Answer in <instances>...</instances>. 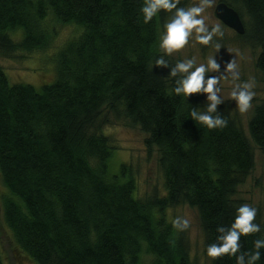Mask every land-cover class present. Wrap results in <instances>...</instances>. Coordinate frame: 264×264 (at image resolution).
Masks as SVG:
<instances>
[{
  "label": "trees",
  "instance_id": "16d2710c",
  "mask_svg": "<svg viewBox=\"0 0 264 264\" xmlns=\"http://www.w3.org/2000/svg\"><path fill=\"white\" fill-rule=\"evenodd\" d=\"M234 2L249 18L236 36L259 47L255 68L264 78V0ZM142 3L0 0L2 57L48 49L56 26L78 29L50 56V83H10L0 66L2 220L16 249L36 264H198L186 230L173 226L167 210L186 205L196 211L206 255L217 226L232 222L239 205L232 196L254 168V147L264 150V99L253 106L248 136L228 103L217 105L227 121L223 128L188 117L205 102L198 93L186 100L172 95L175 78L154 65L170 14L162 10L144 23ZM164 58L169 67L176 62ZM111 118L130 120L146 134V148L158 149L161 194L138 198L129 168L111 171L116 148L101 131ZM254 223L261 232L241 237L242 249L264 238L263 211ZM208 258L235 264L227 255ZM257 264H264V254Z\"/></svg>",
  "mask_w": 264,
  "mask_h": 264
},
{
  "label": "rangeland",
  "instance_id": "374dc122",
  "mask_svg": "<svg viewBox=\"0 0 264 264\" xmlns=\"http://www.w3.org/2000/svg\"><path fill=\"white\" fill-rule=\"evenodd\" d=\"M199 0H188L185 8L191 7L198 3ZM218 2H227L232 7L239 10L242 14V21L247 29L249 27V18L242 9L240 4H236L234 0H214L213 6L207 8L203 15L206 18V24L211 27L219 23L221 25L223 36H215L209 45H201L195 41L193 34L189 38L188 44L182 49L175 51L169 57L175 61L185 58L196 57L198 62H206L210 55L220 63L221 72L226 62L234 59L238 65L240 79L232 81L231 76L225 79L224 75L217 72L208 73L206 75H220V94L225 98L224 102L228 103L231 113L236 115L240 124L248 136L247 122L252 114L253 106L264 99V78L262 74L255 68V59L259 53V47L246 44L238 37L232 29L222 24L213 15V10ZM78 33V29L74 26H56L55 38L46 50L41 51H22L18 50L12 56H0V66L4 70L10 83L23 82L39 87L45 81L50 83L53 79L52 66L50 64V56L54 51L62 45V43ZM14 40L19 41L20 35H14ZM219 44L220 49L217 51L215 45ZM52 79V80H51ZM254 80L255 87L253 91L255 95L252 99V107L246 113H239L235 106V101L229 98L233 83H240ZM51 80V81H50ZM201 100L205 102L204 93H198ZM105 114V110L102 115ZM111 123L102 127L101 131L109 136L115 146V151L109 161L111 171L119 169L120 164H125L130 170V174L135 181V195L141 199H147L149 196L161 194L162 192V176L159 169L158 159L159 152L156 147L148 150L144 144L146 134L142 132L138 126L132 124L128 119H113ZM6 192L0 180V198ZM232 200L237 204L247 203L256 207L257 212H264V150L254 147V168L241 183L232 196ZM168 219L172 220L177 216L186 217L190 220L189 228L186 229L190 255L195 257L198 264H210L209 258L203 253V236L200 229L199 219L194 209L181 205L176 208L168 209L166 212ZM0 236L1 248L4 264H36L26 255L16 249L12 242L11 235L2 220L0 207Z\"/></svg>",
  "mask_w": 264,
  "mask_h": 264
},
{
  "label": "clouds",
  "instance_id": "9594fccd",
  "mask_svg": "<svg viewBox=\"0 0 264 264\" xmlns=\"http://www.w3.org/2000/svg\"><path fill=\"white\" fill-rule=\"evenodd\" d=\"M214 0H199L191 7H178L179 0H143L140 13L144 23H148L157 16L160 11L169 13V17L163 25L158 37V48L163 53L155 59L154 65L168 68V74L175 78L171 94L186 98L189 94L204 93L205 103L201 110L192 107L188 114L196 124L208 129H219L226 126L227 121L223 118L217 105L224 102L225 98L220 94V75H206L217 72L225 76H231L232 81H239L240 73L234 59L226 62L221 72L220 63L214 54L210 55L206 62H198L196 57L185 58L176 61L171 67L164 58L175 51L182 49L189 42V38L195 34L194 39L201 45H209L215 36H223L219 23L209 27L203 15L207 8L213 6ZM216 50L220 45H215ZM254 80L233 83L229 98L235 101L239 113H246L252 107V99L255 95ZM257 209L247 203L238 205L233 214L230 225H218L217 235L214 242L205 246L208 257L217 258L224 255L235 258V264H257L262 257L264 238L253 240L251 249H242L241 237L249 234L260 233L261 225L254 223ZM173 226L184 231L189 228L190 220L186 217L177 216L172 221Z\"/></svg>",
  "mask_w": 264,
  "mask_h": 264
},
{
  "label": "water",
  "instance_id": "95a60500",
  "mask_svg": "<svg viewBox=\"0 0 264 264\" xmlns=\"http://www.w3.org/2000/svg\"><path fill=\"white\" fill-rule=\"evenodd\" d=\"M213 15L222 24L232 29L236 34L242 35L245 27L238 12L224 2H218L213 10Z\"/></svg>",
  "mask_w": 264,
  "mask_h": 264
}]
</instances>
